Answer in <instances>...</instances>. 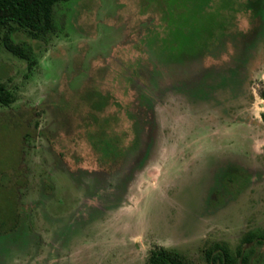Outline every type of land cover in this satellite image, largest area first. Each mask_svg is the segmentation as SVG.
<instances>
[{"label":"rangeland","instance_id":"obj_1","mask_svg":"<svg viewBox=\"0 0 264 264\" xmlns=\"http://www.w3.org/2000/svg\"><path fill=\"white\" fill-rule=\"evenodd\" d=\"M168 3L68 0L46 36L15 31L28 58L0 49V264H149L160 247L207 264L216 244L264 264L248 242L264 229V14L238 11L226 52L187 77L148 42ZM105 129L134 152L104 157Z\"/></svg>","mask_w":264,"mask_h":264},{"label":"trees","instance_id":"obj_2","mask_svg":"<svg viewBox=\"0 0 264 264\" xmlns=\"http://www.w3.org/2000/svg\"><path fill=\"white\" fill-rule=\"evenodd\" d=\"M67 1L0 0V49L28 58L27 51L13 40L15 31L23 29L38 38L46 36L55 29L56 5ZM262 1L170 0L173 6L168 3L161 24L152 31L148 39L155 59L166 67L165 73L177 72L187 77L193 76L205 57H218L226 52L228 40H233L236 36L230 32L234 15L241 10H251L254 16L261 17L264 14ZM177 3H182L183 10H178ZM240 52H237L235 59ZM208 72L209 70H205L203 74H210ZM10 99L11 93L0 84V103L7 105ZM106 133V129L101 130L96 139L104 157L115 160L134 152L126 149L123 151L122 140L118 136H107ZM248 242L264 245V229L252 233ZM248 260V249L240 248L233 254L226 245L216 244L206 251L207 264H248ZM149 264L190 263L178 252L160 247L152 252Z\"/></svg>","mask_w":264,"mask_h":264},{"label":"flooded vegetation","instance_id":"obj_3","mask_svg":"<svg viewBox=\"0 0 264 264\" xmlns=\"http://www.w3.org/2000/svg\"><path fill=\"white\" fill-rule=\"evenodd\" d=\"M235 178H237V179H238V178L241 179V178H243V176L240 175V174H238L237 171H236L235 169H233V180H234Z\"/></svg>","mask_w":264,"mask_h":264}]
</instances>
